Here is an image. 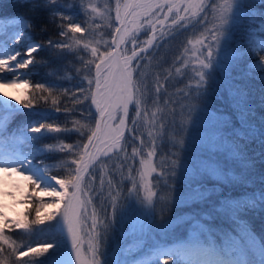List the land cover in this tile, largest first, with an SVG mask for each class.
Wrapping results in <instances>:
<instances>
[{"label": "snow or ice", "instance_id": "snow-or-ice-1", "mask_svg": "<svg viewBox=\"0 0 264 264\" xmlns=\"http://www.w3.org/2000/svg\"><path fill=\"white\" fill-rule=\"evenodd\" d=\"M28 2L29 0H19L21 5ZM259 2L264 4V0ZM55 3L56 0H45L46 5ZM164 8L168 9V13L175 12L171 25H165L168 14L163 13ZM91 11L95 12L96 9L93 7ZM115 13L119 26L112 25L114 33L111 35L110 45L108 41H105V44L109 45L105 50H100L96 46L90 47L89 43L83 42L87 29L71 14L62 12L59 13L61 22L57 24L58 35L62 38L60 41L54 43L49 40L46 45L35 43L22 53L14 52L0 57V87L11 88L18 84L23 85L30 91L40 93V98L46 103L50 100L51 112L59 113L61 102L59 97L53 95L55 86L39 82L33 85L27 79L13 78L3 73L9 72L15 75L18 71L28 69L35 63L33 54L39 52L44 46L67 49L71 52L74 50V45L82 44L86 51H90L93 58L87 63L94 65V73L87 80V88L80 89L84 100L77 96H73L72 99L75 105L90 99L97 114L94 127L90 122L85 125L73 121L77 125L75 128H61L54 123L46 122L56 119L55 116L50 115L49 110L31 113L34 104L32 97L27 93L24 94L23 99L16 100L20 108L9 102L10 97L0 99V109L7 111V116L0 115V141L7 134V137L14 142L27 145L45 134L60 132H75L79 138H83L76 145L62 143L55 149L48 146L32 149L29 152L0 151V181L12 176L21 177L26 181L28 194L24 196L23 203L31 207V211L26 212L22 220H3L0 226V264H9L12 257H15L18 262L27 257L30 264H73V260L74 264H152L153 258H163L162 264H264V243H259L258 238L250 233L247 225L236 220L235 215L233 219L238 224L237 234L235 236L229 234L222 247L217 246L212 240L211 229L195 220L193 216H189L187 219L194 221L189 238L172 245L158 243L156 247L149 250L150 256L132 259L146 243L143 237L148 234L154 223L153 217L158 211L162 215L171 207L202 202L211 195L212 190L202 189L199 184L192 185L193 180H197L202 175H210L221 183H227L231 178V173L226 175L213 161L184 155L205 146H208L212 152L227 147V142L224 145L217 144L219 133L201 130L192 134V129H201L202 121L211 127L226 117L202 110L201 118L193 120L189 117L184 122L183 135L172 146L175 150L171 158L170 174L173 178L171 190L175 192L179 181L181 184L187 182L191 191L179 196L170 194L167 199L162 197L161 199L165 202L164 208L158 209L154 201L156 193L149 179L156 171L153 157L157 153L154 150H149L146 158L141 159L140 168L136 170L138 182L136 177H130L132 186L127 189V195L123 199L120 198L119 191L115 195L109 193L110 209L103 202L99 209L94 207V200L90 194L96 190L91 187L89 181V178L94 175L92 167L99 157L108 156L113 151L120 150L122 140L126 139L125 131L135 133L134 128L126 127V121L129 119L130 105L135 107L136 115L131 120L133 125L136 124V118L142 111L138 96L140 92L138 72L141 66L140 61L145 57L141 56V53H146L150 48L155 47L157 41L174 35L173 28L194 26L199 36L195 41L189 40L188 43L199 53L196 57L198 60L196 74L199 80L195 98L202 100L207 95L208 81L217 71L226 78L229 74V63L234 59L247 54H259L258 61L250 64L249 67H255L258 64L264 70V21L261 22L258 30H249V35L242 44L237 42L233 46V30L247 14L242 0H222L219 4L216 0H211L210 4L206 3V0H123V3L121 0H116ZM160 14L164 15V20L159 18ZM51 15L55 16L57 13L53 12ZM8 21V28L20 24H24L25 29L31 27L30 22H25L20 17L8 18ZM65 21L68 23L65 24ZM157 24L160 25L159 31L156 28ZM165 28L168 31H165ZM147 29H151L152 34L138 41V34L141 30ZM5 31L4 19L0 18V43L9 48L19 44L26 33L25 30H21L9 34L5 41L3 38ZM78 33L81 34L79 37L76 35ZM129 43L134 45L130 54L126 47ZM21 55L24 59L18 60ZM201 57L204 58L201 59ZM89 71L92 72V69L90 68ZM260 78L264 79V76ZM237 95L242 102L246 94L229 89L230 97ZM235 106L239 108L240 104ZM21 109L25 112L22 113ZM189 110L195 112L196 104L192 103ZM64 111L67 113L68 109L65 108ZM26 113H31L39 119L23 126L20 135L16 134V130L9 132V126L15 116ZM240 119L243 121L244 115H241ZM251 132L254 134L256 130L253 128ZM135 138L133 135V139ZM2 147L3 145L0 144V149ZM74 148L75 152H73ZM65 150L73 154L74 158L70 161V166L74 167H70L67 176L50 175V168L42 157L53 151ZM136 154V149L133 148V155ZM231 155L238 157L239 153L233 151ZM101 183H103L102 179ZM111 185L112 181H109V186ZM116 187L120 186L116 185ZM33 192L43 193L49 199H36L32 195ZM257 202L264 204V195L258 196L256 200H225L221 202L222 207L217 208L216 211H223L224 205L237 210L245 205L255 207ZM184 219L181 217L178 221L183 222ZM203 219L209 220L211 216L204 214ZM45 224L47 228H41ZM125 225L128 227L127 232L124 231ZM117 226L122 237L139 236L141 239L124 248H120L117 244L109 254L106 250L107 241ZM170 226L165 225V228ZM52 228L57 230L61 238L53 236L51 239L39 242L38 247L30 244L24 250H21V246L7 234L14 229H23L26 232H47ZM202 233L208 234L207 240L201 239ZM65 235L67 242L71 245V251H61L57 254L55 250L64 247L65 241L62 237ZM65 256H70L72 259H65Z\"/></svg>", "mask_w": 264, "mask_h": 264}, {"label": "trees", "instance_id": "trees-1", "mask_svg": "<svg viewBox=\"0 0 264 264\" xmlns=\"http://www.w3.org/2000/svg\"><path fill=\"white\" fill-rule=\"evenodd\" d=\"M115 1L92 0L91 5H95L97 11L109 10L112 12L115 11ZM221 2L222 0H216L217 4ZM242 3L247 14L243 16L241 22L233 30V46L237 42L242 44L248 37L249 30H258L261 22L264 21V4H261L259 0H242ZM165 9H163V13ZM209 11H211L210 8ZM53 12H56L57 15L52 16L51 13ZM62 12L71 14L77 22L87 29L83 42L89 43L90 47L96 46L100 50H105L110 45L111 35L114 32L112 25L116 26V23L112 21L109 26L103 17L101 18L89 9L88 0H56L55 4L47 5L45 0H29L23 5L19 3V0H0V18L4 19L6 25V31L3 33L4 40L7 41L9 34L21 30L26 31L19 44L11 48L0 43V57L14 52L22 53L35 43L46 45L49 40L54 43L60 41L62 38L58 35L57 24L61 22L59 13ZM12 17H20L23 21L30 22L31 27L25 29L24 24H20L8 28V18ZM162 17L163 14H160L159 18L162 19ZM171 22L172 17L168 19L166 24L171 25ZM64 23L67 24L68 22L65 21ZM158 27L156 26V28ZM174 29H172L174 35L157 41L155 47L140 54L145 59L140 61L141 66L138 72L140 92L138 96L141 100V107L146 109L150 123L145 130L141 124L138 125L137 117V122L133 125L131 120L136 115L135 107L134 105L129 106L128 128H134L135 133L127 131L120 152L111 158L101 160L109 161L104 175H100L99 163L92 168L94 175L91 177L96 181L93 188L96 191H93L94 195L91 196L94 200V207L99 209L103 202L110 209V192L115 195L119 191L121 199L127 195V189L132 186L130 177H135L137 175L136 170L140 168L139 155L142 147L137 140V135L142 134L140 136L145 140V133L151 134L150 142L152 144L147 145L146 150H154L157 153L153 157V165L156 171L149 179L153 191L156 193L154 201L157 203L158 209L165 207L162 197L167 199L170 194L179 196L189 193L191 189L187 182L181 184L178 181L175 192L171 190L173 179L170 174L171 158L172 152L175 150L172 146L183 135L184 122L189 117L193 120L201 118L203 116L202 110L214 112L218 116L226 117V119L217 121L211 127L202 121L201 129H192V134L201 130L219 133L217 144L224 145L227 142L228 146L215 152L210 151L208 146H205L184 155L213 161L223 173L226 175L231 173L232 176L227 183H221L210 175H202L197 180H193L192 185L199 184L202 189L212 190L211 195L202 202L171 207L162 215L158 211L157 215L153 217L154 223L148 234L143 237L146 243L132 259L146 254V256H150L149 250L156 247L158 243L172 245L177 241H184L189 238L194 222L192 219H187L189 216H193L195 220L212 230L211 237L217 246L222 247L229 234L232 236L237 234L238 224L236 220L244 222L250 233L258 238V242L264 243V204L257 202L255 207L245 205L239 210L224 205L223 211H216L217 208L222 207V201L229 199L237 201L256 200L258 196L264 195V79L260 78L264 76V70L258 64L255 67H249L250 64H255L258 61L259 54H247L232 60L229 63L228 76L225 78L221 72L217 71L214 77L208 81L207 95L202 100L196 99V86L199 80L196 74L198 65L193 61V46L188 41H195L199 32H193L196 31L195 28H192V31ZM165 31L168 29L165 28ZM149 32H152L151 29H147L146 33ZM76 35L79 37L81 34ZM105 41H108L109 45H106ZM68 42L71 43V41ZM73 47L74 50L69 52L67 49L61 50L44 46L39 52L33 54L35 63L30 65L28 69L21 70L25 72L24 79L29 80L33 85L39 82L48 86H55L53 95L59 97L61 102V111L59 113L51 112L50 100L46 103L40 98V93L27 89L26 93L32 97L34 104L31 113L49 110L50 115L55 116L56 119L46 122L54 123L61 128H75L77 125L73 121L85 125L90 122L94 127L96 114L91 105V100L88 99L75 105L72 99L73 96H77L84 100L80 89L87 88V80L94 73V65L87 63L93 58L90 51H86L82 44ZM23 59L22 55L18 57V60ZM90 68L92 72L89 71ZM3 75L15 76L9 72H5ZM229 89H234L237 93H245L242 102L239 95L230 97ZM61 93L64 94L61 95ZM192 103L196 104L195 112L189 110ZM238 103L240 104L239 108L235 106ZM16 107L20 108V105ZM65 108L68 109L67 113L64 111ZM21 112L23 113L25 110L21 109ZM31 113L16 115L11 121L8 131L16 130V134L20 135L23 126L30 121L39 119ZM0 115L7 116V111L0 109ZM241 115H244L243 121L240 119ZM253 128L256 130L254 134L251 132ZM133 135H135V139H133ZM81 139L83 138H79L75 132L49 133L38 137L27 145H22L9 139L6 134L2 142L11 150L19 148L21 151L29 152L32 149L48 146L55 149L62 143L76 145L81 142ZM133 148L138 153L135 159L132 158ZM75 151L74 148L73 152ZM233 151L238 152L239 156L231 155ZM143 153L146 154V151L143 150ZM73 158V154L67 150L63 152L53 151L42 157L50 168L49 174L53 176H67L70 167H74L70 166V161ZM131 159H133L132 164ZM101 179L103 183H101ZM109 181H112V189H110ZM116 185L120 187L117 188ZM217 189L219 191H216ZM29 211H31V207H29ZM204 214L210 215L211 219L204 220ZM233 215H235L236 220L233 219ZM181 217L185 218L183 222L178 221V218ZM165 225L171 226L165 228ZM41 228H47V225L41 226ZM7 234L16 244L21 246V250H24L30 244L34 247L40 246L39 242L56 236L57 230L52 228L47 232H26L23 229H14ZM139 239L141 238L122 241L119 236V226H117L109 236L106 250L107 252L110 251L114 243H120V248H124ZM201 239L207 240L208 234L202 233ZM159 259L153 258L152 264H162ZM9 264H30V261L29 258L24 257L22 261L18 262L15 257H12Z\"/></svg>", "mask_w": 264, "mask_h": 264}, {"label": "rangeland", "instance_id": "rangeland-1", "mask_svg": "<svg viewBox=\"0 0 264 264\" xmlns=\"http://www.w3.org/2000/svg\"><path fill=\"white\" fill-rule=\"evenodd\" d=\"M210 1L211 0H206V3L210 4ZM88 2H89V9H91L93 7L96 8L95 5H91L92 0H88ZM121 3H123V0H121ZM115 6H116V1H115ZM166 12H168V9H167ZM95 13H97L101 18L103 17L106 20V22H107V24L109 26H110V23L112 21L117 23V21L115 19V15H116L115 11L110 12L108 10V11H104L103 12V11H97L96 10ZM173 16H175V12L174 11L171 12V13H168V19L170 17H173ZM156 26H159V24H157ZM192 28H194V26L189 25L188 27H183V28L174 29V30L184 29V30H191L192 31ZM146 32H147V30H141V32L138 34V41H142V40L146 39L147 36L152 33V32L151 33L149 32L150 34L149 33L147 34ZM193 32H197V31H193ZM198 36H199V33H197V37ZM32 45H30V46H32ZM126 47L131 50L134 47V45L129 43ZM192 49H193V47H192ZM193 52H194L193 61H194V63L196 65H198V60H197L196 57L199 55V53L195 49H193ZM203 58L204 57H201V59H203ZM134 63H135V61H134ZM14 78L24 79V71H18ZM14 90H15L16 94L13 97H11V100L9 102L14 104V105H16V106H18L19 104H16V100L17 99H23L24 94H26L27 89L24 88L23 85H19L18 84L17 86H15ZM0 99H2L1 96H0ZM93 108H94V111H95V114H96V109H95L94 106H93ZM141 109H142L141 115L138 117V125L141 124L142 127L145 128V130H146L148 125H149V123H150V120H149V116L147 115L146 109L144 107H141ZM145 117L147 119H145ZM140 135H142V134L137 135V140L140 143L141 147L143 148V149L141 148V152H140V155H139V160L141 161V159L146 158V156H147V152H148L146 150L147 145H152V144L150 142L151 141V135L149 133H145V140H143V138H141ZM143 150H144V152L146 151V154L145 153L142 154ZM0 151H3L5 153H11V152H16V151H21V150L19 148H17L16 151H9L8 149H5L3 147L2 149H0ZM136 153H137V151H136ZM137 155H138V153L136 155H132V158L135 159L137 157ZM132 162H133V159H131V164H132ZM98 163H99L98 166L100 167V175L102 176L106 172V169L108 167L109 161H99ZM135 177L137 178V182H138V174ZM95 182H96L95 179L93 177H91L90 184H91L92 188H94ZM0 184H1L0 185L1 186V189H0V214H2V216H0V226H2V223H3L4 219L12 220V221L22 220L24 214L26 212H28V209L30 207L28 204L23 203L24 196L28 194L27 182L24 181L21 177L12 176L10 178L9 183H7V185H6L5 181H0ZM107 188H109V187H107ZM110 189H112V188L110 187ZM6 193H11V195H6ZM32 195H34L36 199H43V200H48L49 199L48 197L44 196L43 193H35V192H33ZM90 195L91 196L94 195L93 192ZM89 211H91V209ZM45 225H47V224H45ZM45 225H42V226H45ZM124 231L125 232L128 231L127 225L124 226ZM56 236L58 237V239L61 238V237H59L58 233H57ZM119 236H120L122 241L132 240L134 238H136V239L141 238L139 236L122 237L120 234H119ZM117 244L120 246V243H114V245L111 248V250L108 251L109 254H111V252L113 251L114 246L117 245ZM65 249H66V245L64 243L63 249H56L55 251H56L57 254H59L61 251L65 252ZM51 251L52 250L50 249V252ZM146 255H142V257H144ZM162 259H159V261L161 263H162Z\"/></svg>", "mask_w": 264, "mask_h": 264}, {"label": "bare ground", "instance_id": "bare-ground-1", "mask_svg": "<svg viewBox=\"0 0 264 264\" xmlns=\"http://www.w3.org/2000/svg\"><path fill=\"white\" fill-rule=\"evenodd\" d=\"M14 89H15V87H11V88L0 87V96H1V98L4 99V98L13 97L16 94ZM10 178L7 179V180H2V181H5L6 185H7V183H9V181H10ZM0 189H1V186H0Z\"/></svg>", "mask_w": 264, "mask_h": 264}, {"label": "water", "instance_id": "water-1", "mask_svg": "<svg viewBox=\"0 0 264 264\" xmlns=\"http://www.w3.org/2000/svg\"><path fill=\"white\" fill-rule=\"evenodd\" d=\"M118 26H119V25H118ZM126 127H127V121H126ZM125 134H126V131H125ZM103 157H105V156H100L99 159H101V158H103ZM99 159H98V160H99ZM98 160H97V161H98ZM97 161H96V162H97ZM96 162H95V164H96ZM95 164H94V165H95ZM94 165H93V166H94ZM64 240H65L66 245H67V252H70V251H71V245H70L69 242H67V238H66L65 236H64ZM65 259H72V257H70V256H66ZM73 264H74V260H73Z\"/></svg>", "mask_w": 264, "mask_h": 264}]
</instances>
